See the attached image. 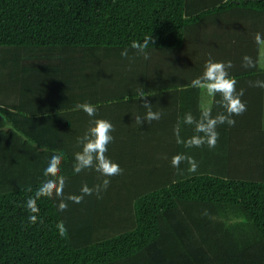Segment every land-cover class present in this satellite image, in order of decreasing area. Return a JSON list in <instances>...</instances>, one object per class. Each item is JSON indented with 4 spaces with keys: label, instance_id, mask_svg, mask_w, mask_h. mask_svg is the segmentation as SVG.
<instances>
[{
    "label": "trees",
    "instance_id": "obj_1",
    "mask_svg": "<svg viewBox=\"0 0 264 264\" xmlns=\"http://www.w3.org/2000/svg\"><path fill=\"white\" fill-rule=\"evenodd\" d=\"M203 3L208 0H0V264H264V133L253 143L262 118L257 124L247 114L245 95L247 111L234 119L245 120L251 132L219 125L212 149L186 148L155 121L135 122L146 113L137 95L143 87L153 111L165 120L179 115L172 124L181 122L183 139L195 134L182 122L191 112V69L177 66L178 59L191 46L207 52L223 43L225 19L237 29L264 13V0H221L199 11ZM150 36L155 43L145 59L131 44ZM97 63L98 84L79 79L73 66L83 75ZM229 74L237 87L249 76L245 69ZM85 102L97 106L96 117L75 108ZM194 105L199 111L198 100ZM96 118L114 125L106 155L128 171L126 178L110 177L102 198L67 201L63 212L57 199L41 198L43 223L30 224L25 201L46 179L54 153L64 158L65 197L104 179L94 170L73 171L77 138ZM179 153L194 157L196 172L187 162L172 167ZM61 220L66 238L58 233Z\"/></svg>",
    "mask_w": 264,
    "mask_h": 264
},
{
    "label": "clouds",
    "instance_id": "obj_2",
    "mask_svg": "<svg viewBox=\"0 0 264 264\" xmlns=\"http://www.w3.org/2000/svg\"><path fill=\"white\" fill-rule=\"evenodd\" d=\"M257 43H264L261 34L257 33L255 36ZM155 40L153 36L145 38L141 41H133L131 47L137 51L138 54L148 59L147 49L149 45H154ZM121 55L127 57V49L121 52ZM233 62L216 61L211 57L205 62L204 71L202 75L196 77L192 81V87L205 89L207 94L211 97L220 95L221 99L217 101L220 107L223 108L222 112H218L215 116L212 114V108L204 106L200 110L199 119L193 116L191 112L186 113L183 117V124L194 125V133L188 139H183L180 135L181 122L178 121L174 126L173 134L176 137L177 144H183L186 148H200L207 145L208 148H215L219 140V132L217 127L219 125L227 124L230 127L236 125L235 116H241L247 111V105L241 97L244 95V89L237 91V80L229 74V70L233 68ZM242 66L245 68L255 67V63L250 56L245 55L242 58ZM249 86L264 88V81L249 82ZM138 97L143 101V107L146 113L143 117L137 115L135 122L141 125L143 122L150 123L152 121H159L162 113L152 110V104L148 102L147 95L143 87L137 89ZM77 110H82L89 117H96L98 108L91 103H79L75 106ZM89 128L85 133L77 138V143L80 150L74 153L73 171L80 174L85 170H94L104 177L102 181L89 187L84 183L79 194H69L65 197V187L67 184V177L61 174V165L63 162V155L54 153L47 166L44 169L43 175L46 178L36 188L34 195L29 196L25 201V207L29 213L28 222L30 224L43 223L39 216V206L37 201L41 198L57 199L59 201L57 207L58 211H66L68 209L67 201L76 204L83 202L86 196L95 194L97 198H102V193L107 191L111 184L110 177L122 175L123 169L119 163L113 161L106 155L108 146L114 141L112 133L115 131L114 125L110 120L105 118H96L91 120ZM202 134V135H201ZM182 162H187L190 172H196L198 163L194 159L184 153H179L171 158V165L174 168H179ZM32 191L31 188L28 189ZM58 233L62 238L67 237V228L61 220L57 223Z\"/></svg>",
    "mask_w": 264,
    "mask_h": 264
},
{
    "label": "crops",
    "instance_id": "obj_3",
    "mask_svg": "<svg viewBox=\"0 0 264 264\" xmlns=\"http://www.w3.org/2000/svg\"><path fill=\"white\" fill-rule=\"evenodd\" d=\"M220 2L221 0H217ZM225 1V0H224ZM215 2L214 0H208V3H203L199 7L198 10H204L210 8V5ZM229 18L230 16L226 14ZM252 18L256 20L257 27L254 29L251 28L249 25L250 22H252ZM247 19V20H246ZM241 22V25H243L241 28H235L233 27L232 23H229L231 20L225 19V21L230 25L228 27L226 24H224L225 29L221 31L222 36L224 37V41L221 44H218L216 42L212 43L210 48L207 50V52H197L195 48H192L191 46V51H185L183 52L184 58H180L179 63H176L177 66H183L184 68H188V70L191 69V113L193 114L194 117L199 119L200 116V110L204 106H208L212 108V111H223V109L220 107V105L217 103L221 99L220 95L217 94L214 98L209 96L206 92L205 89L202 88H194L192 87V81L196 77L202 75L204 71V66L205 62L211 57L213 60L216 61H228L231 60L233 62V68H231L229 71L234 70V71H241V69L247 70L249 72V76H244L242 77L243 80H241V83H243L241 86L237 87V91L240 89H244V95L246 102H250L249 105L251 107H248L247 114L250 116H253L255 119V123H259V117L262 118V125L257 128V130L261 131L262 133L259 135H255L256 137H253V143H258L261 139V135L264 133V88L260 87H253L249 86V82H255V81H264V76L263 78L260 75H257L255 73H251L255 70L254 68H258L261 70V72L264 74V43H257L255 36L257 33L261 34L262 40H264V13L263 14H254L252 17L246 18ZM189 50V49H188ZM156 53L157 55L164 54V53H159L157 51H152L151 53ZM189 52V54H188ZM81 53L77 52L76 56H79ZM141 56V54H139ZM247 55L252 58V60L255 63V67L251 68H245L242 66V58ZM156 58V57H155ZM125 59L123 58L121 61H124ZM177 61V60H176ZM131 66H136L132 61L127 62ZM75 72L78 74L79 79L85 80L84 78H95V81H90L93 82L94 84H98L97 81L100 80L102 76V68L101 66L97 64L92 65L93 69L89 70L85 74L82 75V72L79 71V68L77 65L73 64ZM88 64L84 65L83 67H87ZM104 66V65H103ZM95 67V68H94ZM143 71H138V75H142ZM171 74H175L173 71ZM143 76V75H142ZM139 77V79H140ZM92 78V79H93ZM138 79V78H137ZM142 79V77H141ZM140 79V80H141ZM180 80V78H179ZM141 84V83H137ZM255 88V89H253ZM15 100V97H10V101ZM242 99V98H241ZM164 100L167 101V99L164 98ZM198 100V108L199 111L197 110V106L194 105L196 101ZM243 100V102H244ZM159 104L155 106L156 109L161 110L162 108V99L159 100ZM168 102V101H167ZM218 104V105H216ZM216 105V106H215ZM261 105H262V110H261ZM215 106V107H214ZM169 111L170 108H168V105L166 107ZM166 110V109H164ZM259 111H262V115L259 116ZM249 112V113H248ZM217 113H212L213 116H215ZM163 116L159 121H155L159 126V131H164L166 133L172 132L174 129V125L172 124L175 121L179 119L178 114L171 115V120H165ZM240 118H235L236 120V125L235 129L242 127L245 129V131L251 132L250 126L245 122V120H239ZM144 123V122H143ZM226 124V123H225ZM223 124V125H225ZM153 129H151L152 131ZM194 132V125H191V134ZM248 140V138H247ZM252 143V142H250ZM127 170L123 169L122 175L117 176V179L120 178H126L127 176Z\"/></svg>",
    "mask_w": 264,
    "mask_h": 264
},
{
    "label": "rangeland",
    "instance_id": "obj_4",
    "mask_svg": "<svg viewBox=\"0 0 264 264\" xmlns=\"http://www.w3.org/2000/svg\"><path fill=\"white\" fill-rule=\"evenodd\" d=\"M123 212H124V213H127V212H128V208H127V209L125 208V210H123Z\"/></svg>",
    "mask_w": 264,
    "mask_h": 264
}]
</instances>
